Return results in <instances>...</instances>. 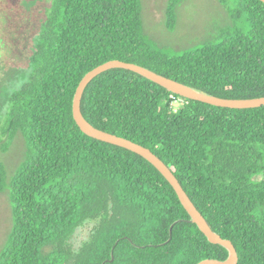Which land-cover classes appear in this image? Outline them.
<instances>
[{
    "label": "trees",
    "instance_id": "trees-1",
    "mask_svg": "<svg viewBox=\"0 0 264 264\" xmlns=\"http://www.w3.org/2000/svg\"><path fill=\"white\" fill-rule=\"evenodd\" d=\"M170 0L167 25L177 7ZM233 24L181 52L144 32L141 0H51L34 34L24 83L7 98L2 149L26 155L9 188L12 229L0 264H197L225 260L161 171L144 156L84 133L73 114L83 77L110 60L148 67L223 98L264 96V2L220 0ZM181 99V105L175 103ZM94 126L150 148L174 172L237 264H264V105L236 109L187 99L125 68L86 87ZM92 225L79 247L78 228Z\"/></svg>",
    "mask_w": 264,
    "mask_h": 264
},
{
    "label": "rangeland",
    "instance_id": "rangeland-1",
    "mask_svg": "<svg viewBox=\"0 0 264 264\" xmlns=\"http://www.w3.org/2000/svg\"><path fill=\"white\" fill-rule=\"evenodd\" d=\"M51 0H0V121L9 107L8 96L18 89L28 75L27 64L34 34L41 15ZM170 0H141L144 32L159 48L181 52L214 41L219 33L232 26L233 20L220 0H184L177 7L173 28L167 25ZM181 99L175 108L181 105ZM0 135V162L4 164L8 183L26 155V140L16 134L11 146L4 151ZM12 204L9 188L0 192V251L12 229ZM92 225L77 229L73 237L79 247L91 231Z\"/></svg>",
    "mask_w": 264,
    "mask_h": 264
},
{
    "label": "water",
    "instance_id": "water-1",
    "mask_svg": "<svg viewBox=\"0 0 264 264\" xmlns=\"http://www.w3.org/2000/svg\"><path fill=\"white\" fill-rule=\"evenodd\" d=\"M261 1L264 2V0ZM115 68H125L135 71L182 97L196 101H202L220 107H229L236 109L260 107L264 105V96L256 97V98L235 99V98H223L212 94H206L194 89L193 87L187 84H184L182 82L164 76L148 67L139 65L137 63L126 62L119 59H115L97 66L83 77V79L80 81L77 87L73 102L74 118L84 133L96 139L130 149L144 156L151 163H153L166 177V179L172 184V186L178 193L183 205L191 215L190 221L198 225V227L208 237L210 242L214 244H220L226 247L230 252L229 257L225 260L204 259L197 264H237L239 260V256L233 242L229 239H224L219 233H217L212 229L207 219L198 210V208L191 200L186 190L183 188L177 176L158 155H156L150 148L144 145H141L130 139L110 133L108 131L102 130L94 126L83 115L81 109V101L86 87L98 75L110 69H115Z\"/></svg>",
    "mask_w": 264,
    "mask_h": 264
}]
</instances>
